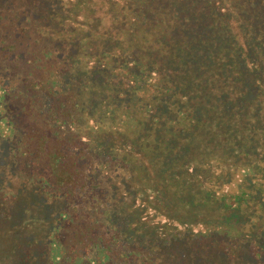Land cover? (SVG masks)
Here are the masks:
<instances>
[{
  "label": "trees",
  "instance_id": "16d2710c",
  "mask_svg": "<svg viewBox=\"0 0 264 264\" xmlns=\"http://www.w3.org/2000/svg\"><path fill=\"white\" fill-rule=\"evenodd\" d=\"M5 3L0 0V22H5ZM105 3L110 17L105 27L115 35L104 29L84 34L74 28L67 45L62 34L38 32L36 45L44 44L35 53L46 54L39 60L23 52L14 57V42L0 45V54L35 65L20 74L0 61V160L15 181L27 186V197L43 204L46 214L34 221L50 225L43 246L32 245L27 260H20L264 264L262 243L249 238L251 223H241L240 213L233 211L225 220L208 224L200 220V212L178 208V200L169 205L167 183H155L157 170L144 152L161 145L157 137L163 131L165 141L182 131L185 116L199 123L194 106L183 98H192L191 92L186 94L188 79L210 78L225 66L236 77L249 76L245 92L249 86L260 89L264 0ZM40 7L49 23L54 15L49 3ZM24 17L26 23L32 19ZM56 17L58 26L61 20ZM67 52L73 61H66ZM246 54L252 57L250 63L244 60ZM140 143L143 150L138 149ZM220 183L232 184L230 178ZM243 184L245 188L229 196L239 209L252 200ZM208 187L209 192L219 190V185ZM6 192L0 187V199H7ZM203 199L194 196L185 202L200 204ZM19 217L11 221L19 224ZM149 232L152 238L144 244L140 235Z\"/></svg>",
  "mask_w": 264,
  "mask_h": 264
},
{
  "label": "rangeland",
  "instance_id": "374dc122",
  "mask_svg": "<svg viewBox=\"0 0 264 264\" xmlns=\"http://www.w3.org/2000/svg\"><path fill=\"white\" fill-rule=\"evenodd\" d=\"M4 1L6 3L3 15L6 17L5 22H0V45L16 43L14 57L22 52L30 53V58L38 60L40 56L46 57L45 52L35 53V50H40L44 44L39 42V45H36L35 41L40 38L37 36L38 32L62 34L65 36L64 41L70 45L71 36L76 33L70 31L74 28L84 34H90L93 29H96L97 33L102 29L110 30V27H105L110 18L106 16L109 10L106 0ZM41 3H49L51 12H54L49 23H45L50 18L42 15ZM24 16H30L32 19L28 23L23 22ZM54 16L61 20L58 26L55 25ZM58 27L63 29V33ZM109 32L115 35L114 29ZM250 48L246 47V50L249 52ZM46 49L50 50L48 46ZM7 55L1 53L0 61L5 60V64L16 73H27V70H33L35 67L34 63L29 65L28 60L15 61L13 56ZM65 59L71 62L74 57L67 52ZM244 60L250 63L252 57L246 54ZM232 72L235 71L223 66L216 68L210 78L203 80L202 76L201 80L196 77L188 79L186 94L191 92L192 98L188 99L185 94L183 98L194 106L192 111L199 117V123H191L190 117L185 116L182 119V131L173 133L167 141L163 138L166 137V132L163 131L162 137H157L161 145H155L152 153L147 148L144 152L149 153L146 155L148 162L153 161L149 164L150 167L157 170L155 183L163 179L167 183L166 200L169 205L178 200V208L200 212L203 214L199 215L200 220L208 224L223 221L230 213L236 211L235 213H240L241 223H251L250 227L248 226L249 238L262 243L261 247L254 243V248L257 249L258 246L260 250H264V200L263 204H258V199L264 198V80L259 86L261 90H254L249 86V91L245 92L249 85L246 81L249 76L236 77ZM140 90L135 91L138 93ZM139 146L138 149L143 150V144L140 143ZM13 176L5 161L2 163L0 160V187L7 191V199H0V264H27L21 260H27L33 249L32 245L37 249L43 246L48 239L50 225L43 226L40 221H34L46 214L45 208L35 196L27 197V186L15 181ZM229 178L233 185L224 186L220 183L228 181ZM244 182L248 185L247 190L252 200L251 204L246 203L239 209L229 196L230 192L245 188ZM215 185L217 188L219 185L220 191L209 192L208 186ZM221 192L224 193L217 196ZM184 195L185 197L181 198ZM203 195L204 199L200 204L196 201V204L192 205L185 202V199ZM16 214H20L19 224L11 221ZM9 215L11 217H8ZM150 234L149 232L146 236L140 235L142 239L145 238L142 240L144 244L151 240ZM250 244L251 242L248 245Z\"/></svg>",
  "mask_w": 264,
  "mask_h": 264
}]
</instances>
